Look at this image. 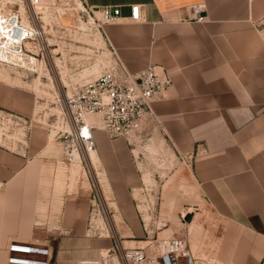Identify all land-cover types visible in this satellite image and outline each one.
Wrapping results in <instances>:
<instances>
[{"label":"crops","instance_id":"obj_1","mask_svg":"<svg viewBox=\"0 0 264 264\" xmlns=\"http://www.w3.org/2000/svg\"><path fill=\"white\" fill-rule=\"evenodd\" d=\"M85 2L95 9H121L120 22L105 25L102 36L129 72L159 65L170 73L173 85L152 104L150 124H157L176 152L191 157V177L209 209L257 239L258 251L251 256L231 245L226 259L264 264V0ZM199 4L206 6V20L192 22L191 8ZM135 5L140 6V22L130 20ZM94 141L97 183L106 205L108 200L114 208V218L121 220L119 232L143 231L133 196L143 179L137 148L125 139L112 142L100 130L94 131ZM30 164L20 165L25 182L17 185L16 159L0 149V264H6V249L13 241L52 245L55 264H90L105 256L107 238L86 233L85 181L66 195L52 193L51 186L48 191L49 185L43 192V186L40 196L55 209L41 231L16 222V194L32 191L26 177ZM187 232L190 248L198 249L207 236L202 220ZM122 237L128 247L141 242L131 240L132 235Z\"/></svg>","mask_w":264,"mask_h":264},{"label":"rangeland","instance_id":"obj_2","mask_svg":"<svg viewBox=\"0 0 264 264\" xmlns=\"http://www.w3.org/2000/svg\"><path fill=\"white\" fill-rule=\"evenodd\" d=\"M57 6L62 7V12L55 9L51 14H41L40 7L37 9L39 18H36L30 0H0L3 14L18 12L23 19H30L34 27L43 26L45 30L44 40L35 41L34 49L27 53L34 55L31 56L33 62L24 57L25 63L18 65L0 58V149L16 159L15 184L24 185L23 166L19 167L23 162H31L26 177L32 191L16 194V222L41 231V225L46 226L47 221L52 220L50 210L55 209L40 196L43 186V192L49 185L48 191L51 186L52 193L66 195L85 181L82 189H89L84 198L88 197L85 203L89 207L87 230H90L86 233L101 241L107 238L105 257L112 262H117L123 248L139 246L158 252L157 242L173 238L186 239L189 244L187 230L198 220L204 223L207 236L198 249L191 248L207 264H237L224 255L231 245L234 250H244L245 256L257 252L256 238L217 217L205 204L191 177L192 159L176 152L156 123L137 135L135 141H130L137 148L136 154H140L137 167L143 179L133 196L141 212L139 220L143 231L119 232L121 220L118 223L114 218V208L108 205V200L106 205L97 183L94 169L97 157L94 161L80 153L83 165L73 167L64 157V136L70 125L66 96L115 64V56L107 49L98 21L93 17L95 21L91 23L77 0H61ZM28 48L32 49L31 45ZM108 139L115 142L125 138ZM126 235L145 243H131L133 246L128 247V243L122 242V236Z\"/></svg>","mask_w":264,"mask_h":264},{"label":"built area","instance_id":"obj_3","mask_svg":"<svg viewBox=\"0 0 264 264\" xmlns=\"http://www.w3.org/2000/svg\"><path fill=\"white\" fill-rule=\"evenodd\" d=\"M51 1L58 3L61 0ZM77 1L84 6L81 11L86 16L98 21L102 35L105 25L119 23L121 20L119 7L95 9L87 5L85 0ZM30 2L36 18H39L37 8L43 4V0ZM130 20H142L139 5L132 6ZM189 20L205 22V4L193 6ZM3 24L8 26V32L19 53H31L26 42H40L45 38L43 26L27 31L18 12L9 13ZM172 85L170 73L162 66L150 65L138 73H131L118 61L107 66L97 78L80 85L65 98L67 118L71 126V130L64 136L66 161L71 164L76 153L86 154L88 147H95V130L105 132L111 139L124 137L129 142L131 137L144 133L154 117L152 104L165 98ZM91 118L100 119V125L89 123ZM156 246L159 248L158 252L142 247L123 248L117 256V262L102 256L93 264H207L192 252L186 239L161 240ZM6 251V264H55L54 250L50 244L13 241L8 244Z\"/></svg>","mask_w":264,"mask_h":264},{"label":"bare ground","instance_id":"obj_4","mask_svg":"<svg viewBox=\"0 0 264 264\" xmlns=\"http://www.w3.org/2000/svg\"><path fill=\"white\" fill-rule=\"evenodd\" d=\"M78 4H79L80 8L84 9V6L81 3L78 2ZM40 7H41V11H39V13H41V14L43 12H48L51 14L53 12V10H55V9L60 10V12H62V10H63L62 7L57 6V3H54L51 0H43V4L41 6H39L38 8H40ZM7 15L3 14L2 11L0 10V58H2L7 63H10V64H16L17 63L18 65L25 63V58L26 59L30 58V61L33 62L34 58L31 56H34V55L19 53L18 51H16L15 42L12 39V37L10 36V33L8 32V26L3 24L4 20L7 18ZM81 22H83V21L81 20ZM90 22L93 23V19H91ZM22 24L27 31H33L35 29L34 26L31 24L30 19H23L22 18ZM99 32L102 34L101 31H99ZM28 45H31L32 49L28 48ZM26 46L29 50L34 49V43H32V42H26ZM91 78H89V79H91ZM88 121H89V123H93L96 126L100 125V119L92 120V118H91ZM70 130H71V126L68 124V130H66V131H70ZM134 139H135V137L133 136L130 138V141L133 142V141H135ZM84 157L89 158V159L92 158L95 161L96 160L95 159L96 158V148L95 147H93V148L88 147V151ZM76 165H83L82 155H80V153H76V158H75L74 162H72L71 167L76 166ZM90 264H93V262H91Z\"/></svg>","mask_w":264,"mask_h":264},{"label":"water","instance_id":"obj_5","mask_svg":"<svg viewBox=\"0 0 264 264\" xmlns=\"http://www.w3.org/2000/svg\"><path fill=\"white\" fill-rule=\"evenodd\" d=\"M54 252H56V248H54Z\"/></svg>","mask_w":264,"mask_h":264}]
</instances>
